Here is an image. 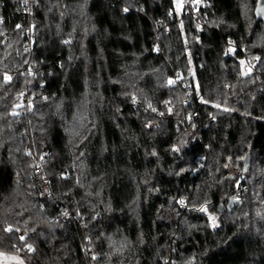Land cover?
I'll list each match as a JSON object with an SVG mask.
<instances>
[{
	"label": "trees",
	"instance_id": "1",
	"mask_svg": "<svg viewBox=\"0 0 264 264\" xmlns=\"http://www.w3.org/2000/svg\"><path fill=\"white\" fill-rule=\"evenodd\" d=\"M29 4L0 0V253L264 264V0H210L202 27L174 0Z\"/></svg>",
	"mask_w": 264,
	"mask_h": 264
},
{
	"label": "built area",
	"instance_id": "2",
	"mask_svg": "<svg viewBox=\"0 0 264 264\" xmlns=\"http://www.w3.org/2000/svg\"><path fill=\"white\" fill-rule=\"evenodd\" d=\"M31 1L32 0H24V2H26V6L24 7V14L28 15V16L30 15V7L31 6L29 3ZM209 7H210V0H180V10H181L180 14H181V16L186 17V18H190L193 21L194 27L204 26V24L206 23L207 18H208L207 10L209 9ZM31 30L32 29H30V28L25 30V33L27 34V37H29L30 40L32 38ZM29 39L27 42L24 43V49L25 50L30 49V40ZM227 45H228L229 49H227L226 53H229V52H231V49H234V43L232 41H229L227 43ZM253 61L255 62V59ZM254 62L251 61V64H253ZM21 75L27 80V79H30L31 77H34L36 75V70H35V68L30 67L29 65H25L21 69ZM21 100H22L23 104L26 106V111H28L32 106V97H31V95L27 89L23 92ZM37 170L39 172L43 171V167L41 164H39V166L37 167ZM43 180H44V182L42 185V191L44 192V195H48L49 194V188H50L49 180L45 176H44ZM243 181H244L243 176H240L237 183L235 184L236 189H238V192L235 194V196L233 198L241 200ZM245 186H247L246 183H245ZM66 220H67V217L64 216L63 221H66ZM26 252H28V251H26Z\"/></svg>",
	"mask_w": 264,
	"mask_h": 264
},
{
	"label": "water",
	"instance_id": "3",
	"mask_svg": "<svg viewBox=\"0 0 264 264\" xmlns=\"http://www.w3.org/2000/svg\"><path fill=\"white\" fill-rule=\"evenodd\" d=\"M249 163H250V157H249V155H247L243 161V164H244L243 173L246 171ZM239 204H241L240 199L230 198L228 200L226 206H225V209L228 211H232L234 209V207L239 205ZM218 209H219V211H222L224 209L222 204H219Z\"/></svg>",
	"mask_w": 264,
	"mask_h": 264
},
{
	"label": "crops",
	"instance_id": "4",
	"mask_svg": "<svg viewBox=\"0 0 264 264\" xmlns=\"http://www.w3.org/2000/svg\"><path fill=\"white\" fill-rule=\"evenodd\" d=\"M0 264H26L25 261L16 254L0 253Z\"/></svg>",
	"mask_w": 264,
	"mask_h": 264
},
{
	"label": "rangeland",
	"instance_id": "5",
	"mask_svg": "<svg viewBox=\"0 0 264 264\" xmlns=\"http://www.w3.org/2000/svg\"><path fill=\"white\" fill-rule=\"evenodd\" d=\"M175 1V9L177 10L176 12L178 13L179 12V8H180V5L178 3V0H174ZM32 26V25H31ZM31 33L32 35L34 34L33 33V30H31ZM252 62H254L253 60L254 59H250ZM251 61L249 62V60L247 59L246 61L244 60L243 63H242V66H243V71L244 72H250L253 70V64H251ZM180 102H182L181 104H186L187 102V97H186V94L185 96L183 95ZM204 209V208H203Z\"/></svg>",
	"mask_w": 264,
	"mask_h": 264
},
{
	"label": "snow or ice",
	"instance_id": "6",
	"mask_svg": "<svg viewBox=\"0 0 264 264\" xmlns=\"http://www.w3.org/2000/svg\"><path fill=\"white\" fill-rule=\"evenodd\" d=\"M125 11H127V9H125ZM259 11L261 12V13H264V8H261V9H259ZM21 26L20 25H17V28H20ZM11 78L10 77H8L7 75L5 76V81L7 82V81H9ZM169 83H172V81H170ZM175 150V149H174ZM181 203H183V201H181ZM206 209H201V211H205ZM210 219H213L214 220V218L213 217H210ZM215 226V225H214ZM8 230H10V229H8ZM20 239H23V237H21ZM29 250H31V247L29 246Z\"/></svg>",
	"mask_w": 264,
	"mask_h": 264
}]
</instances>
